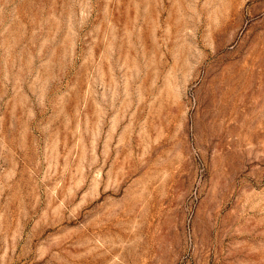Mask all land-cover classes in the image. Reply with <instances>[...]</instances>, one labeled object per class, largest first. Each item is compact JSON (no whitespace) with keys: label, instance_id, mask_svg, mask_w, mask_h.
<instances>
[{"label":"rangeland","instance_id":"obj_1","mask_svg":"<svg viewBox=\"0 0 264 264\" xmlns=\"http://www.w3.org/2000/svg\"><path fill=\"white\" fill-rule=\"evenodd\" d=\"M0 264H264V0H0Z\"/></svg>","mask_w":264,"mask_h":264}]
</instances>
